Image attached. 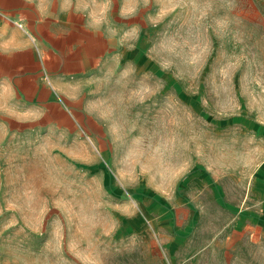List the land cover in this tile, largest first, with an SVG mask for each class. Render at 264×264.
Masks as SVG:
<instances>
[{"label": "rangeland", "instance_id": "rangeland-1", "mask_svg": "<svg viewBox=\"0 0 264 264\" xmlns=\"http://www.w3.org/2000/svg\"><path fill=\"white\" fill-rule=\"evenodd\" d=\"M0 1L95 54L60 108L0 102V264H264V0Z\"/></svg>", "mask_w": 264, "mask_h": 264}, {"label": "crops", "instance_id": "crops-1", "mask_svg": "<svg viewBox=\"0 0 264 264\" xmlns=\"http://www.w3.org/2000/svg\"><path fill=\"white\" fill-rule=\"evenodd\" d=\"M88 36L85 26L72 29L66 17L45 12L34 1H0V102L35 116L52 103L60 108L54 100L58 80L94 61ZM243 205L264 213V172L250 178Z\"/></svg>", "mask_w": 264, "mask_h": 264}]
</instances>
